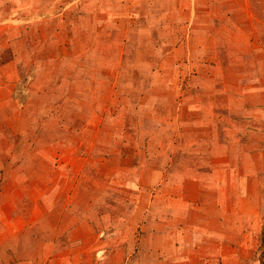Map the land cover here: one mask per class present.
Instances as JSON below:
<instances>
[{"label":"rangeland","instance_id":"374dc122","mask_svg":"<svg viewBox=\"0 0 264 264\" xmlns=\"http://www.w3.org/2000/svg\"><path fill=\"white\" fill-rule=\"evenodd\" d=\"M6 1L0 0V6ZM30 1H10L13 7L15 4L24 7L25 18L16 27H3L0 33L10 38L18 28L21 33L19 37L23 39L19 43L20 48L25 50V46L32 42L29 49L41 55L46 64V73L56 71L54 80L60 78L64 81L65 92L73 93L74 97L69 98L63 93V98L52 101L59 83L51 78L46 82L45 78L44 82L41 78L37 79L45 71L42 72L41 66L28 70L26 82H22L8 81L10 67L0 65V77H6L8 82L5 84L0 79V264H98L107 257L102 255L99 260V254H92L94 252L91 249L101 240L91 239L92 229H88L87 216L96 215L100 219L92 224L94 233L106 239L109 228L102 231L101 225L107 227L113 219L104 214L97 215L94 208L96 204L103 208L104 204H119L128 198L131 200L126 183L123 184L119 175L113 172L115 168L125 169L123 172L130 171L127 160L137 157L132 149L137 151L139 144L138 141L137 144L133 143L136 141L135 136L144 133L148 134L154 158L171 179H174L173 173L178 163L184 162L189 166L193 162L191 159L194 162L210 161L226 174L220 184L222 190L227 192L224 211H229L227 216H235L237 221L228 229L220 227L219 242H216L218 247L214 254L216 256L218 252L219 264H264V130L257 124L264 123V105H259L264 102V62L245 47L243 50L240 48L243 51L241 59L233 62L231 58V69L227 70L220 63L216 65V57L221 53L218 48L212 47L210 57L215 61H210L208 66L207 62L191 65L186 60L177 59L172 75L175 79L172 82H157L155 89L150 87L148 90L153 96L158 91L159 103L163 104L159 105L155 115H150L149 124L146 118V122L141 121L144 115L141 118L136 116V112L129 111L132 103L128 98L120 99L118 82L112 83L114 86L111 82L103 84L105 94L109 91L108 97L100 95L98 88L87 91L83 77L86 70L90 71L87 66L90 63L86 62V58L97 54L92 51L93 45L88 39L98 40L101 35L89 37L83 32L85 27L95 29L94 26L99 24L97 18H90L94 16V6L89 8L84 0L77 3L58 0L52 4L55 7L51 6L46 11H31L28 9L32 6ZM196 1L208 4L210 12L217 8L227 9L229 3L235 2ZM236 1L241 6L240 10L247 11L246 14L243 11L239 13L240 18L236 20H241V30L247 34L259 31L260 37L264 39V0ZM189 3L192 4V0ZM168 9L166 3L164 10ZM236 11L238 13V7ZM125 49L127 54L128 49ZM215 51L218 52L217 56ZM232 52L236 51L222 50L221 55L229 56ZM71 60L83 69L84 75L79 72L82 77L75 78L72 75ZM250 67L253 78L250 77L248 83H256V86L252 88L253 96H248L257 104L254 115L258 117L256 122L251 123L240 115L244 112L240 110L246 101L244 97L234 95L232 98H223L224 89L233 94V90H227L228 83ZM235 68L239 70L235 71ZM201 71L209 76L203 82L204 90L196 91L197 88L192 85L191 92L187 93L184 91L186 82L176 81L181 76L191 80L194 72ZM250 72L248 77L251 76ZM115 74H112L113 78ZM119 76L118 81L122 82L125 75ZM212 81L218 82L215 87L218 86L219 91L214 93L219 98L216 101L212 100V92L208 91ZM170 84L174 87L171 88ZM20 91L22 95H19ZM74 102L76 108L71 106ZM229 115L234 116V121H238L237 115L240 116L241 122L236 126L229 124ZM132 116L135 121H132ZM17 117L28 124L27 129H18ZM73 119L76 120L74 123ZM197 132H205V135L209 132L205 148L199 146V139L193 140L195 143L191 146L184 144L185 137L195 136ZM164 133L173 137L179 135V142H183V145L175 150L170 144L164 147V141L161 140ZM130 151L132 155L129 156ZM257 153L263 158L260 159ZM122 164L125 167H120ZM228 184L233 190H229ZM105 186L109 189L102 192ZM158 194L159 191L151 192L148 200L147 191L140 204H159ZM133 208L131 205L130 210ZM120 243L121 239L110 240L109 237L103 248L107 245L111 248L117 245L119 248ZM117 259L119 262L122 256ZM116 262L112 259V262L103 264H120Z\"/></svg>","mask_w":264,"mask_h":264},{"label":"crops","instance_id":"0c3cea01","mask_svg":"<svg viewBox=\"0 0 264 264\" xmlns=\"http://www.w3.org/2000/svg\"><path fill=\"white\" fill-rule=\"evenodd\" d=\"M10 1L12 0H8L0 6V25H2L0 30L11 25L16 27L25 18L23 16L24 7L17 4L13 7ZM34 1H30L32 6L28 8L29 10L46 11L51 6L55 7L52 4L58 0ZM79 1L81 0H72L73 3ZM84 1L88 3L89 8H91V5L94 6L93 11L95 13L90 18H97L99 24L94 26L98 30L89 27L86 29L85 27L83 32L87 33L89 37L93 34H101L98 36L100 38L98 40L87 38L88 42L93 45L91 47L92 51L97 53L86 58V62L90 63V65H87L90 71L86 70L83 77L87 84V91L91 92L94 88H98L100 95H107L108 97L110 96L108 95L109 91L107 90L105 94L102 88L103 84L111 82V85L114 86L112 83L116 84L115 82H118L117 87L120 89L118 90V96L121 100L125 97L129 99L132 103L129 111L136 112V116L141 117L142 115L143 117L144 115L143 119L140 118L143 122H146V118L150 124V115L156 114L159 105L163 106L162 103H159L158 91L153 96L148 92L149 88L154 87L155 89L157 82H172L175 79L172 78V75H174L173 66L177 63V59L186 60L191 65L207 62L208 66L210 61H215L211 59L212 47L214 49L218 48L221 53L222 50L224 52L235 50L236 52L229 53V56H222L221 53L218 55V52L215 51L216 56L218 55L216 65L220 63V66L227 67V70L231 69L229 67L231 58L233 62L239 61L242 57L241 53H243L240 48L242 47L243 50V47H245L251 49L254 55L264 62L263 36L260 37L259 31L247 34L241 30L240 24L242 22L236 20L240 18L239 13L243 11L246 14L247 11L240 10L239 7L241 6L236 0L229 3L230 6L227 9L214 8L216 11L212 12L207 7L208 4L197 3L196 0H192V4L189 3L190 0H179V2L177 0ZM166 3H168V11L164 10ZM237 7L239 9L238 13L236 11ZM90 13L91 10H89ZM108 23L110 24L108 25ZM106 26H111V28ZM13 35L9 38L2 36L0 33V65L10 67L11 70L10 75H8L9 79L0 77V79H3L1 81L5 84L8 83L6 79L8 81L11 79V81L26 82L28 70L40 66L42 72L44 69L45 71L43 74L41 73V77V74H39L37 79L41 78L43 82L44 78L45 82L48 78L54 80L57 76L56 71L52 70L50 73H46V64L44 65L45 62H43L41 55H36L29 49L32 47V42L25 46V50H22L19 43L23 39L21 40L19 37L21 33L18 28H16ZM57 44H59V41H57ZM125 48L128 49L127 54ZM176 55H179V57L176 58ZM52 61H54V58ZM71 63L73 65L70 70L72 75L75 78L82 77L84 75L83 69L78 68L73 60H71ZM19 65L23 66L19 67ZM93 68L96 69L93 70ZM238 70L239 68H235V71ZM251 70L252 67L239 71L240 73L228 83L227 90H233V94L226 91V89L223 92L225 94L223 98L225 99L232 98L234 95H238L235 96L238 98H245L246 101H243L244 105L242 103V109H240L244 112L240 115L243 120H248L250 123L258 120V117L254 115L257 104L255 105V102L251 101L248 96L249 94L253 96V86H256V83L254 85L248 83L250 82L248 81L249 78H253ZM79 72L83 75H80ZM202 72H194L191 80L178 75L181 79L179 78L176 81L179 83L180 80L186 82L184 91L187 93L191 92L192 85L197 88L196 91L198 89L204 90L203 82L209 76ZM249 72L251 76L248 77ZM114 73H116L115 78L117 80L113 78L112 74ZM119 75H125L122 82L118 81ZM53 80L51 81L53 82ZM54 82L59 83V87L55 91L52 101L63 98V93L69 98L74 97L73 93L65 92L64 86L66 84L64 81L58 78ZM217 83L212 81L208 90L212 92L213 101H216V98L219 99L214 95L215 92L219 91L218 86L215 87ZM170 87L173 88L174 86L170 84ZM58 90L61 94H58ZM19 93V95H22L21 91ZM114 96L117 95L114 93ZM207 102L208 100H206ZM259 105H264V102H260ZM71 106L76 108V103L74 102ZM197 111H200V109ZM134 116L131 117L133 118L132 121H135ZM137 118L139 119V117ZM237 118L238 121H234V116L229 115L227 117L228 123H232L233 126L238 125L240 116L237 115ZM17 119L18 129L22 131L27 129L28 124H24L19 117ZM75 121V119L72 120L73 123ZM257 124L262 126L263 128H260L264 130V123L258 122ZM208 135L209 132L206 135L205 132H201V134L197 132L195 136H187L183 141L184 144L191 146L195 143L193 140L199 139V146L204 147L205 143L207 144L205 139ZM214 135H216V132ZM135 139L136 141L133 143L137 144L138 141L139 144L136 148L137 151L133 149L132 151L137 153V157H130L127 160L130 164V171L123 172L125 169L118 170V168H115V172H113L116 173L115 175H119V179L123 184L126 183L131 200L128 198L122 200L119 204L116 202L114 204H104L103 208H101L102 205L96 204L94 208L97 215L104 214V216L113 219L111 223H109L110 220L108 221L107 227L101 225L102 231L104 229V231H107L106 229L109 228L106 239L99 238L94 233L95 229L92 224L100 221V219L96 215L95 217L93 215L87 216L89 220L88 229H92L91 239L93 241L94 239H100L101 242H106L109 237L110 240H113V238L121 239L119 244L121 247L119 248H117V245L116 248L108 247V245L103 248L105 242L104 244L100 242L95 248L91 249L94 252L92 254H99V260L102 255L107 256L97 263H110L113 259L120 264H219V254L218 252L216 256L214 254L218 247H216V242H219L220 227L228 229L237 221L235 216H227L230 213L229 211L228 213L224 211L225 204H227L225 201L227 192L222 190L223 186L220 184L226 174L219 171L210 161L194 162L191 159L193 162L189 166L184 162L178 163L179 166L173 173L174 179H171V176L165 173L163 166L154 158L155 153L152 154L154 150L150 147L148 134L135 136ZM179 139V135L173 137L164 133L161 136L164 147L170 144L174 150L183 145V142L180 141V143ZM185 140H191V142H185ZM125 142L129 144L128 141L125 140ZM146 152L148 153L146 154ZM130 155H132L131 151ZM262 158L263 156L260 159ZM122 166L125 167L124 164L120 165V167ZM129 167H126V169L129 170ZM228 186L230 187L229 190H233L231 185L228 184ZM105 187L102 192L109 189L108 186ZM145 190L149 192V195H146L148 200H150L151 192L156 193L159 191L160 195L157 196L159 200L156 201L160 205L140 204L147 192ZM231 195L229 194V196ZM131 205L134 206L133 210H130ZM120 255L122 259L118 262L117 258ZM215 259H217L216 263Z\"/></svg>","mask_w":264,"mask_h":264}]
</instances>
